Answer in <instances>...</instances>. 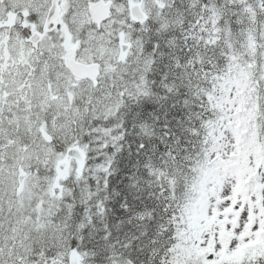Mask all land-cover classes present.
Here are the masks:
<instances>
[{
    "label": "snow or ice",
    "instance_id": "obj_1",
    "mask_svg": "<svg viewBox=\"0 0 264 264\" xmlns=\"http://www.w3.org/2000/svg\"><path fill=\"white\" fill-rule=\"evenodd\" d=\"M0 264H264V0H0Z\"/></svg>",
    "mask_w": 264,
    "mask_h": 264
}]
</instances>
